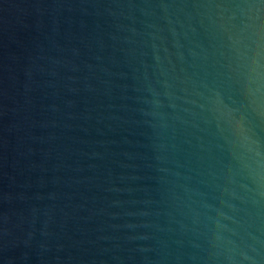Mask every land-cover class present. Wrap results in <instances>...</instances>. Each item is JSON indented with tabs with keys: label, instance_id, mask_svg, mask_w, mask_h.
I'll return each mask as SVG.
<instances>
[{
	"label": "water",
	"instance_id": "1",
	"mask_svg": "<svg viewBox=\"0 0 264 264\" xmlns=\"http://www.w3.org/2000/svg\"><path fill=\"white\" fill-rule=\"evenodd\" d=\"M0 264H264V0H0Z\"/></svg>",
	"mask_w": 264,
	"mask_h": 264
}]
</instances>
